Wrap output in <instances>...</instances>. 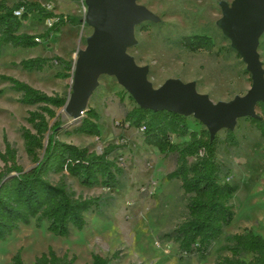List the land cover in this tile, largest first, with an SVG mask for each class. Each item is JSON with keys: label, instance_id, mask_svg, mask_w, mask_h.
I'll use <instances>...</instances> for the list:
<instances>
[{"label": "rangeland", "instance_id": "374dc122", "mask_svg": "<svg viewBox=\"0 0 264 264\" xmlns=\"http://www.w3.org/2000/svg\"><path fill=\"white\" fill-rule=\"evenodd\" d=\"M5 1L12 5L17 0ZM29 1L40 2L55 13L82 20L87 13L83 0ZM232 3L233 0H138V4L158 20L143 22L135 28L136 44L128 53L139 66L149 68L148 80L155 88L168 79H179L183 83L195 82L197 91L207 94L215 103L243 96L251 86L250 74L241 57L231 48L230 39L218 26L223 6L231 8ZM48 26V21L33 14L21 32L40 34ZM93 32L94 27L84 23L75 27L68 25L37 48L6 46L0 58V75L26 82L48 95L58 94L68 99L72 81L71 78L56 79L54 74L59 68L41 73L27 72L18 64L37 56H59L74 63L78 50L85 48L86 39ZM192 34L210 36L214 42L212 51L190 52L176 44L181 37ZM258 54L264 68V31L259 39ZM9 86L0 80V153L5 152L6 139L16 150L17 163L28 170L35 164L26 152L20 129H31L26 118L28 111L35 110L36 106L19 103L20 95ZM135 104L115 77L102 75L87 105V109L93 108L100 115V137L66 136L62 131L71 130L81 119L73 120L63 108L56 109V117L50 120V125L59 121V140L88 147L96 153L110 144H122L113 156L120 159L124 175L119 186L112 190L100 186L88 188L65 175L64 181L77 195L100 198V208L85 214L86 225L82 230H72L64 237L48 232L45 223L21 226L0 241V264H12L11 258L19 249H22L25 264H34L35 257L50 247L58 255L75 256L74 264H92V254L115 255L109 264H214L219 257L229 255L225 246L231 235L250 229L264 238V139L248 118H240L232 131L238 145L222 142L217 153L218 161L225 166L222 181L239 187L231 200L232 222L224 228L204 260L182 257L177 245L164 239V234L185 219L187 196L179 180L166 179L175 168V155H162L155 147L143 143L140 130L122 125L125 112ZM257 111L260 112L259 108ZM188 122L191 130L205 128L193 116L188 117ZM226 134V130H220L216 136L223 141ZM184 140L174 138L175 142ZM3 167L0 160V169ZM60 178L58 174L49 177L52 183Z\"/></svg>", "mask_w": 264, "mask_h": 264}, {"label": "trees", "instance_id": "16d2710c", "mask_svg": "<svg viewBox=\"0 0 264 264\" xmlns=\"http://www.w3.org/2000/svg\"><path fill=\"white\" fill-rule=\"evenodd\" d=\"M33 14L50 22L49 26L40 34L21 32ZM82 24L80 17L55 13L37 1L17 0L9 5L0 0V58L6 46L37 48L65 26ZM176 44L190 52H210L214 48L213 39L206 34L183 36ZM18 66L24 71L39 73L59 68L54 77L65 80L72 77L74 63L59 56H37L21 60ZM0 80L7 82L9 89L20 95L19 103L36 106L35 110L28 111L26 118L31 129H20L26 152L35 165L28 170L21 167L17 163L16 150L6 139L5 152L0 153V160L4 163L0 169V241L32 222L37 226L45 223L48 232L63 237L72 230H82L86 225L85 214L99 209L101 199L77 195L63 178L69 175L88 188H117L124 169L120 159L113 155L122 144H110L101 153H96L88 147L59 140L60 123L56 121L50 125V120L56 117V109L65 106L67 98L48 95L11 76L0 75ZM120 100L123 101V97ZM257 108L260 118L248 119L264 139V106L259 103ZM99 120L97 111L88 108L77 126L62 132L66 136L100 137ZM122 125L140 130L143 143L155 147L162 155H175V168L166 179L180 181L187 196V215L163 237L177 245L182 257L194 256L197 260H204L234 218L231 200L239 187L222 181L225 166L218 161L217 153L222 142L237 146L235 135L227 131L223 141L217 136L211 140L207 129L191 130L186 116L168 111L154 112L136 104L125 112ZM174 138L186 140L175 142ZM51 174L61 175L60 180L52 183ZM225 250L229 255L219 257L214 264H264V238L250 229L231 235ZM21 252L19 249L12 256V264H25ZM245 255L250 258H244ZM91 258L92 264H109L115 255L92 254ZM75 260V256L58 255L50 247L35 257L34 264H74Z\"/></svg>", "mask_w": 264, "mask_h": 264}, {"label": "water", "instance_id": "95a60500", "mask_svg": "<svg viewBox=\"0 0 264 264\" xmlns=\"http://www.w3.org/2000/svg\"><path fill=\"white\" fill-rule=\"evenodd\" d=\"M83 1L87 13L82 22L94 27V32L74 62L71 93L63 107L69 118L84 116L102 75L115 77L142 109L193 116L205 126L211 140L220 130L232 132L240 118H260L257 106H264V68L258 45L264 31V0H233L231 8L223 6L218 26L246 65L251 86L243 96L216 103L199 93L193 81L168 79L155 88L148 80L149 68L139 66L128 49L136 44L135 28L158 18L138 0Z\"/></svg>", "mask_w": 264, "mask_h": 264}, {"label": "built area", "instance_id": "2783aa9c", "mask_svg": "<svg viewBox=\"0 0 264 264\" xmlns=\"http://www.w3.org/2000/svg\"><path fill=\"white\" fill-rule=\"evenodd\" d=\"M16 15H20V12H16ZM49 24H50V22H49Z\"/></svg>", "mask_w": 264, "mask_h": 264}]
</instances>
